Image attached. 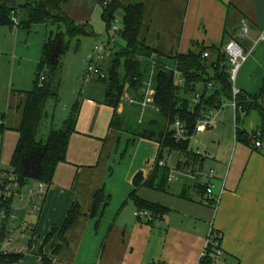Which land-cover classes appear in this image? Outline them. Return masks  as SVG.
Wrapping results in <instances>:
<instances>
[{
	"label": "crops",
	"instance_id": "obj_1",
	"mask_svg": "<svg viewBox=\"0 0 264 264\" xmlns=\"http://www.w3.org/2000/svg\"><path fill=\"white\" fill-rule=\"evenodd\" d=\"M103 1L112 0H71L63 11L78 23L95 26L101 19L104 21ZM119 1L123 5H143L139 41L158 53L155 62L175 69L177 55L202 49L213 52L235 41L249 54L239 72L236 88L248 96L263 92L264 41L254 46L264 35V0ZM117 18L122 22V12L117 13ZM243 22L249 26L248 38L239 34ZM1 28L9 30L13 38L11 47H7L10 45L7 39L0 41V61L12 59L9 97L11 103L20 101V110L23 97L19 93L34 89L49 28L35 25L25 31L0 27L1 34ZM210 56L213 60V53ZM87 92V102L81 111L82 115L84 112L91 115V123L85 126L81 120L77 123L67 163L57 169L43 211L31 221L36 236L27 246L30 250L18 260L9 258L2 264H43L44 259L51 264H201L213 233L221 235L222 240L221 255L213 256L212 264H264V116L251 113L248 118L256 113L259 126L243 127L255 135L251 146L237 142L236 125L235 141L232 137L230 140L222 137L219 146L225 140L227 150L233 149L229 165L227 159L218 158L217 154L213 157L197 153L207 158L204 175L209 176L211 170L215 172L214 178L203 176L192 180L201 184L208 180L212 185L214 197L207 203L197 183H187L191 180V169H177L183 161L179 156H170L175 169L166 192L146 187L137 189L136 177L141 174L146 182L155 169L145 177L143 171L134 167L135 154L147 140L111 130L114 113L111 120L100 123L101 106L112 109L104 104V87ZM124 104L119 114L124 111ZM227 106L224 104L215 115L209 113V117L214 115L215 125L207 132L220 131L219 119ZM9 108L14 110L12 106ZM255 142L261 146L255 147ZM198 168L197 165L194 170ZM99 191H103L105 201L100 212L92 216ZM133 193L161 205L167 212L152 221L136 217ZM76 205L81 216L66 233L65 240L55 233L46 241L55 227L63 226L68 212Z\"/></svg>",
	"mask_w": 264,
	"mask_h": 264
},
{
	"label": "trees",
	"instance_id": "obj_2",
	"mask_svg": "<svg viewBox=\"0 0 264 264\" xmlns=\"http://www.w3.org/2000/svg\"><path fill=\"white\" fill-rule=\"evenodd\" d=\"M71 0H0V27L15 28L13 19L19 21L18 28L29 31L35 25H46L49 34L39 64L34 89L19 93L22 96L20 106L21 121L17 129L19 140L13 158V167L23 184L36 181L52 185L57 169L67 163L72 136L76 133L78 116L74 113L58 131H52L46 141L40 137V129L46 116V104L51 97L50 81L61 65L63 57L69 51L71 42L83 37H95L96 33L90 23H78L70 19L63 8ZM104 7L103 19L107 26V35L112 32L117 13L122 12L123 29L118 35L126 47L116 53L107 70L106 79H99L104 87V104L111 107L114 115L110 129L133 138L157 143L160 153L152 176L145 182L139 174L135 180L137 189L146 187L157 192H166L172 173L170 167L159 165L164 150L170 156L190 157L198 161L199 171H205L207 158L195 153L190 148V140L196 134L198 121L208 118L209 113L220 111L228 101L236 103L235 125L237 142L251 146L255 135L243 129L246 118L257 112L264 116V90L258 96H248L243 92L234 97L231 80V66L228 63L224 47L220 50L190 52L177 55L175 69H168L154 61L158 53L139 41L143 23L144 8L141 4L123 5L119 0H112ZM110 39V38H109ZM111 40V39H110ZM213 53V60L203 58L205 53ZM45 81L40 83L41 78ZM152 79L154 100L150 107L142 109L145 99L146 84ZM194 95L196 105L191 107L188 97ZM128 96V97H127ZM199 96V98H197ZM134 101V103H129ZM127 102L128 104L125 105ZM125 103V104H124ZM124 111L119 114L121 105ZM180 122L186 129V140L175 138V124ZM256 144V142H255ZM189 158V159H190ZM193 161V162H194ZM191 163L184 161L177 165L178 170H188ZM196 173L195 170L192 171ZM198 189L205 195V187L197 182ZM195 185L192 180L187 181ZM191 185V186H192ZM132 200L138 211H147L152 219L163 216L167 209L140 198L133 193ZM105 201L103 191L94 199L92 216L100 212ZM107 203L104 205V208ZM81 216L79 206H73L68 212L63 226L55 227L48 235V241L55 233L65 240L66 233ZM217 247L210 244L201 264H212ZM12 261L19 257L13 256ZM43 264H51L47 259Z\"/></svg>",
	"mask_w": 264,
	"mask_h": 264
},
{
	"label": "rangeland",
	"instance_id": "obj_3",
	"mask_svg": "<svg viewBox=\"0 0 264 264\" xmlns=\"http://www.w3.org/2000/svg\"><path fill=\"white\" fill-rule=\"evenodd\" d=\"M93 27L95 29L96 36L83 37L80 42L77 40L72 41L69 51L63 57L60 67L50 81V91L52 95L47 101L46 116L40 129V137L44 141L48 139L52 131L60 130L64 123L69 120L74 113L78 116V122L81 120V124L83 126L91 123V115L88 112H84L82 115L81 110L84 103L87 102V90L93 88H103V86L98 82L99 78L89 77L88 75L87 64L95 55V45H101L107 49L106 57L99 63V66H101L105 72H107L110 62L116 57V53L126 47L122 38L113 32H110V37H107V26L102 19L98 25L96 24ZM1 29H3V32L2 34L0 32V41L7 39L8 43H10L7 47H11L13 38L9 35L10 31L5 28ZM109 38L111 39L110 41L108 40ZM11 60V57H9L5 58L4 62L0 61V115L6 118L7 128L3 136L2 163L6 168L13 166L14 153L19 140L17 129L21 121V112L18 109L20 101L18 100L17 102L11 103L9 97V93L11 91L10 79H12ZM2 64L5 66H2ZM236 82L234 83L235 87ZM194 99V95H190L187 99L190 101L191 107L193 108L197 103ZM225 104L228 106L225 108L219 119V122L221 123L220 131H214L212 133H210V131L202 135H195L190 140V148L195 153H201L207 156L212 155L214 157L215 154H217L218 158L223 157L224 160L227 159V164L229 165L233 149L230 151L229 149L227 150L225 140H230L232 137L235 141V109L231 102L227 101ZM10 106L13 107V111H10ZM101 109L102 112L98 117L99 122L101 123L102 120L105 119L111 120L114 111L103 106H101ZM251 124H254L253 129L260 124L256 113L252 114L251 117L246 118L243 127H250ZM222 137L225 140L223 143L221 142L219 146ZM159 153L160 146L158 144L149 141L143 142L139 152L137 155L135 154L136 159L134 157V167L139 171H143L144 176L148 177L157 165ZM171 156L178 157L176 154H172ZM163 157L165 159V163L170 167V169L174 170V161L171 160L167 149L164 150ZM180 157L181 156L178 158ZM189 158L190 157L187 158L184 156L182 163L184 164V161L191 163L188 168L191 169L192 172L196 169L199 163L198 161H194L192 158ZM27 184H30L34 189L39 186V182L36 181H29ZM146 193L148 195L150 194L148 191H146ZM20 207H24L27 211L29 210L26 204H20ZM34 217L35 216L33 215H29L27 217L28 221H34ZM18 236L19 231L13 234L12 238L17 240ZM22 245L28 246L29 240H24Z\"/></svg>",
	"mask_w": 264,
	"mask_h": 264
},
{
	"label": "built area",
	"instance_id": "obj_4",
	"mask_svg": "<svg viewBox=\"0 0 264 264\" xmlns=\"http://www.w3.org/2000/svg\"><path fill=\"white\" fill-rule=\"evenodd\" d=\"M103 6L108 5V1H103ZM14 26L17 28L19 26L18 19H13ZM123 29L121 20L118 18L113 23L112 32L119 35ZM241 38H248L249 36V26L247 22H243L239 31ZM110 41V39H108ZM264 41V35L255 42V46ZM224 51L228 58V63L231 66V80L233 82L234 97L240 94V91L235 87L234 83L237 81L239 72L242 65L249 58V54L245 53L243 47L235 42L230 41L224 47ZM94 57L88 62V75L89 77H97L99 79H106L107 75L99 66V63L106 57L107 49L101 45H95ZM210 54L207 52L204 54L203 58H209ZM45 78L42 77L40 83H43ZM146 94L145 99L141 103L142 109L150 107L154 100V90L152 88V79L146 84ZM199 98V96L197 97ZM129 102L132 104L134 101ZM232 106L236 111V103L233 101ZM214 112L213 114L215 115ZM210 116L204 120L198 121L196 127V133H205L212 129L215 125V117ZM6 118L0 115V264L3 263L5 259H9L13 256L21 257L27 253L30 249L29 247L22 245L24 240L33 241L36 236V228L34 223L28 221V216L33 215L35 217L40 216L43 211L44 203L46 201L50 186L45 183H39V186L34 189L30 184H23L19 179L13 166L6 168L2 163V148H3V136L6 132ZM176 135L175 138L178 141L186 140V129L184 125L180 122L175 124ZM261 143L256 142L255 147H260ZM159 165L162 167L166 166L165 160H160ZM193 173V172H192ZM190 175L192 180L203 179V176L214 178L215 172L213 170L208 174L204 175L202 171L196 170V173ZM173 174L171 173L170 179ZM205 187V201L209 203L213 199L212 185L207 182L202 184ZM20 204H26L28 211L24 207H20ZM215 206L218 204L215 203ZM138 218L144 217L149 221H152V216L147 211H138L135 213ZM19 231V236L17 240L12 238L13 234ZM30 234V235H28ZM222 236L212 234L209 242L206 245V249L212 243L217 247V255L220 256L221 252L219 250L221 244ZM22 241V242H21ZM205 258V255H203Z\"/></svg>",
	"mask_w": 264,
	"mask_h": 264
}]
</instances>
